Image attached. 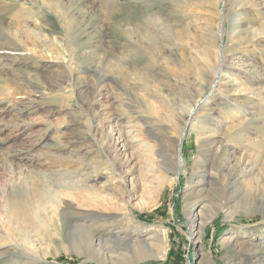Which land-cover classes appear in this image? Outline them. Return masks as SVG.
Wrapping results in <instances>:
<instances>
[{"label":"rangeland","instance_id":"1","mask_svg":"<svg viewBox=\"0 0 264 264\" xmlns=\"http://www.w3.org/2000/svg\"><path fill=\"white\" fill-rule=\"evenodd\" d=\"M91 1L0 0V264L9 250L39 264H264V0H110L118 17L185 29L149 72L112 63L128 54L108 56L115 31L133 26ZM201 162L216 176L197 182ZM15 187L37 195L27 226L8 222Z\"/></svg>","mask_w":264,"mask_h":264},{"label":"bare ground","instance_id":"2","mask_svg":"<svg viewBox=\"0 0 264 264\" xmlns=\"http://www.w3.org/2000/svg\"><path fill=\"white\" fill-rule=\"evenodd\" d=\"M91 2L93 4H96L97 5L99 12L97 10H95L94 13H98V16L101 13L100 15H101V19L102 20H103L102 15L105 18L114 17L116 15L117 16L114 17V18H117L118 17V12H117V9H116L117 7L115 6V3L114 2H112L110 0H92ZM46 6H48V5H46ZM147 9L148 10L154 9V5L152 7H147ZM130 16L131 15H129V14H128V16H125V17H121V15H119L120 18L118 17V19L115 20V21H117V24L123 22V23H127V25L128 24H131L133 26V28L130 31V33H128L127 35L124 34V33H122L121 31H119L120 29L115 31V33L116 32L117 33L115 35H113V38L114 39H111L112 36L110 37V39L112 41H110V43H109L110 46L108 47L109 48V50H108L109 51L108 56L111 58L112 56L115 55V53H116V51L118 49H121L122 50V53L128 52V54H124V55H126L125 57L114 59L112 63H115L117 65H121L122 62H123V64L124 63H129L134 68L143 65V66H146V70L149 72V71H151L152 64L154 62H156V60L159 58V56L163 55L166 52V49L164 48V45H168V46L173 45L174 48L180 47V42L185 37V33H186L185 32V29L184 28H177L176 25L171 24V23H168V22H161L163 20H160V21L157 20L154 23H144L143 21L140 20V17H137L136 19H132V18H130ZM165 17H167V14H166ZM216 29H217V27H216ZM158 31H160L161 34ZM215 35L218 37L217 30L215 31ZM173 37L177 40V43H173V41H172L173 40ZM120 38H121V42L122 43L118 44V42H115V39L118 40ZM130 38H134V39H130ZM175 50H177V49H175ZM168 53L169 54H172V51H170L168 49ZM59 56L60 55H58V57ZM115 57H116V55H115ZM56 59L59 60L60 58H56ZM105 59H106V57H105ZM190 62H191L190 64H192L194 62V60H192ZM221 67H223V65H221ZM89 69H86L85 68L84 71L88 73L89 72L88 71ZM131 72L134 75H139V73H138L137 70H134V71H131ZM118 74H120L122 76V78H123V76L126 75L125 73H121L120 70H119ZM143 74L144 73H142V75ZM91 76L93 78H95L96 80H100V79L104 80V79L110 78V75L109 74L104 75V76H100V75H98V73L97 74H94L93 73V74H91ZM124 78H126V77H124ZM188 116H189V114L187 113L186 120H187V117ZM176 142L178 143V140ZM218 148H217V150H218ZM165 160L168 161L167 162L168 164H165V162H166L165 161L164 162V165L167 168H170L171 167V169L173 170V172L175 174H178L181 171H184L185 164L183 163V161L177 159L176 161H174L172 163L170 158H166ZM115 161H113V162L110 161V165H111L110 167L112 169H114V171H117V173H118V169L116 168V166H119L120 162L117 159H115ZM195 166H196V169L193 171V173L191 175L192 176L199 175L200 178L198 179L197 182H202V181H205V180H210L212 177L216 176V174H217V173L215 174L213 172V173H209L208 175H206L204 173V171H200V168H204L203 166H205V163H203V162H201L200 164H196ZM227 167L228 166L226 165V171H228L229 174L231 175V176L230 175L229 176L234 180V183L238 185V180H236V178H235L236 177V174H237L236 173V166H232L231 165L229 168H227ZM111 168H108V169L112 171ZM224 168H225V166L219 167V171H221V170L223 171ZM106 172H107V170H106ZM119 174H120V172H119ZM105 175H99V178L102 179V178L105 177ZM232 184H233V182H232ZM15 188H16L15 189V192H13V194L9 197L8 202L6 203L7 214H8L9 219H10L8 222L10 224L12 222H14V223L19 224L21 226H27L29 223H32V221H33L31 215L28 214V210H27L28 208L27 207H28V205H31L35 201V197H37V195L31 193L30 196H29V199H28V198L19 196L18 195L19 189H18V187H15ZM119 188L121 189L122 188V185H120ZM195 204H196V201L194 202L193 206ZM59 212H60L59 215H60L61 218L66 217L68 215L67 212L64 211V210H60ZM199 214H200V211H199V213H197V215H199ZM71 216L74 217V218L79 219V216L80 215L79 216H77V215L76 216L71 215ZM80 217H82L84 219H86V218L88 219V218H91V215H89V216L88 215H85V216H80ZM91 219H93V218H91ZM132 219L133 218L130 215H128V216L125 215V216H123V218L121 220H126V221H129L130 220L131 221ZM113 220L106 221L105 224L106 223L107 224H109V223L117 224L118 223V221H113ZM89 227L90 226L86 222H79L78 224L73 225L72 228L75 229V230H78L79 232H81V233H83L85 235V238H83L81 241H79L80 242V245L79 246L86 245V247L90 250V249H93L92 248L93 247L92 240H94V239H92V230L93 229L91 230ZM9 234L11 236V233H9ZM115 238H114V240L117 243H125V244L126 243H130L131 245H134V247L136 246V244H138V246H139V244H143L142 241L126 240V239L118 238L117 235H116ZM198 239H199V237H198ZM106 242H107V240H106ZM4 243H6V242H4ZM2 245L3 244H0V248L2 247ZM257 249L260 250V248H258V247H257ZM10 251L11 250H9V252H7V254H8V256H7L8 260L7 261H9L10 264H39L38 262H35V260L32 258V256H30L28 253H23V252H20V251H12V252H10ZM84 252H85V250L83 251V253ZM91 253H93V254L96 255L97 252L95 253V251H91ZM159 255L160 256L158 258H160V259H164L165 256H166L165 253H161ZM86 256H87V254H86Z\"/></svg>","mask_w":264,"mask_h":264}]
</instances>
